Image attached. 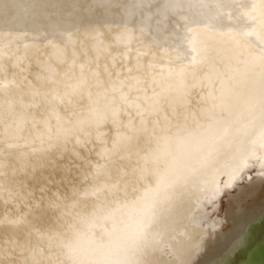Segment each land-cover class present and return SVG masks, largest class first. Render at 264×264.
Here are the masks:
<instances>
[{
    "label": "bare ground",
    "instance_id": "bare-ground-1",
    "mask_svg": "<svg viewBox=\"0 0 264 264\" xmlns=\"http://www.w3.org/2000/svg\"><path fill=\"white\" fill-rule=\"evenodd\" d=\"M185 1L7 0L11 6L16 5L20 8L17 10L19 20L25 15V10L28 7L31 8V4L33 11L29 13L31 14L29 17L34 15L38 17L37 20L31 17L32 22H28L29 29L28 26L24 25L26 28L24 29L31 30V33L26 32L23 48H29L31 39L34 40V36L41 33L32 32L37 21L44 23L45 32L48 30L53 36L57 35L56 41H58L59 46L77 43L79 45L80 41L88 39L90 41L88 42L89 52H93L94 57L103 54L106 59L110 60L108 55L111 59L113 57L109 49L115 43H119L124 50L126 49L125 57L127 55L133 64V62L140 60L141 54H146L144 50L146 39L157 44H165L175 39L174 37L168 38L166 35L163 36L164 38L162 35H153L152 30L155 32L154 27L159 24L171 27L177 17V25L184 26V32L187 36L191 33H197V43L199 40L200 43L206 41L211 47H214L215 55L206 58L205 64H194L196 66L194 68L178 64L174 69H171L172 72L169 71L176 74L175 94H183L196 84L194 81L192 84L189 83L190 75L193 74L194 70H197L198 75L192 76V79L197 78L208 83L207 86H202V89L195 92L194 111L200 109L197 112L206 117L211 113L205 112V108L210 110L209 106L212 105V110L218 117H214L212 123L208 122L206 129L197 135L189 133L185 127L187 139L184 140H189V143L192 142L195 146L198 145L197 147L200 149L196 148V150L198 153L203 150V155L206 154L204 158L202 160L193 159L187 167L188 170L180 171L170 180H166L165 183L161 182L162 178L158 177L156 182L160 187L157 192L154 194L156 186L153 190H149L153 195L148 196V192L147 194L144 193L146 196L144 195L142 200L138 201L137 199L130 207H126L128 202L124 199L130 197L133 191L139 193L140 189L128 187L127 190L125 186L120 187V183L114 185L110 193L101 198V202H115L119 198V203L114 207L115 210H112L111 205L93 207L91 209L94 210L92 220L95 222L89 224L87 219L83 236L77 238L78 234L73 235L75 240L69 243L67 250L61 249L67 255L61 264H150V261L151 264H264V242L257 244L250 231L252 224L257 219L254 212L261 214L264 210V43H262L263 40L253 35L256 32L261 33L264 38V0H187L188 3L181 6V11L178 13L177 10L174 11L171 4L178 6L177 4ZM135 2L137 3L135 9L129 7ZM151 6H155L162 13L151 16ZM146 9L147 11H145ZM198 10L200 13L196 15ZM173 13H177L178 16L173 18L175 15ZM18 19L16 22H19ZM134 24L137 27L136 30H134ZM112 29V36H106ZM160 36L161 38H159ZM247 37L253 39L249 44ZM205 44H201V47ZM171 45L172 42L165 47ZM53 47H48L46 52L52 50ZM206 47L207 45L200 49V55L207 53ZM142 62H145L143 64L150 63L149 59ZM207 65L209 66L207 67ZM31 70L34 72V69ZM6 77L7 75L3 74L0 77V83H6ZM182 81L185 87L181 88L179 83ZM158 84L160 83L158 82ZM228 87L233 92L226 96L224 90ZM198 88H201V84ZM188 92L190 93V91ZM48 93H54L53 100L44 104L41 103V100L37 101L41 95ZM82 93L84 94V91ZM224 94L226 98L223 96ZM158 95H162V93H158ZM220 100L223 102L217 108ZM31 101L33 104L36 102L38 108L42 105L41 109L47 106L45 109L48 111L46 113L42 111L32 113L34 110H26L24 113L15 112V114L22 117L26 116L27 113H32L28 117L31 118V123L38 124L42 129L45 126L46 131L50 133V138L47 141L54 137V148L59 151L62 150V152L66 147V141L63 140V135L66 134L65 130L71 131L77 128L78 131L85 132V125L82 126V124L85 123L93 129L94 121L95 123L99 122H96L95 109L89 102L71 95L64 85L58 86L54 91L46 88L42 94L34 95ZM63 101H70L71 105L66 107L67 110L59 104ZM198 103L200 105L196 106ZM184 112L185 110L181 109L180 114L182 113L185 119ZM129 117L126 118L125 124H130L134 120L132 125L119 126L117 127L119 130H114L113 133L107 134L104 133L105 131L101 133L102 141L100 143L106 142L104 143L106 145L108 144L106 137L112 139L119 135L117 141H113V144L110 142L111 148L102 146L101 152L109 151L112 157H120L124 153L121 150L125 146L124 142L122 143L123 135L121 133H126L127 127H131L132 130L133 125L138 120L132 113ZM97 118H100V114ZM89 119L91 123L88 122ZM199 120L200 118L192 121L193 125L198 124ZM111 124L115 126L113 120L110 126ZM15 125L14 123L10 127L14 128ZM96 128H101V125ZM23 129L24 125L20 130ZM73 133V138H80V134L77 136L75 132ZM146 133L144 139L147 143L144 144L150 145L149 149L152 150L149 156L154 154L153 151L157 152L161 145L170 141L171 138L176 137L181 140L180 132L176 129L169 134L157 132V137L153 141L146 137ZM125 137L133 143V137ZM10 138V141L14 139L16 143L19 142L18 144L23 142V139L26 140L22 133L17 136L16 132L14 135L10 134ZM159 139L165 142L162 143ZM171 147V144L165 146L163 150L165 152L159 157L160 165H166V162L171 161L172 157H174V162L175 160L178 163L181 161L179 156L181 150L178 152L173 150V154L167 156ZM205 150L208 152L205 153ZM207 154L209 155L207 156ZM70 155L74 158L77 157L75 153H70ZM82 156L87 160L85 166L79 172L78 181L65 188L66 191L55 192V185L49 184L40 192L41 195H38V198L33 199V194H30L28 203L26 202L27 205H31L28 208L29 212L25 213V206L23 205L26 203L23 201L21 204L23 207L20 211L14 215L7 214L3 217L4 219H0V260H10L12 261L11 264H37L40 257L39 247L47 248L46 253L49 254L50 247L56 243L54 238L58 237L61 240L66 235L76 232V227L80 221L78 214L81 213L83 197L91 192L93 186L95 187L96 183L100 182L101 177L107 176L106 171L109 170L107 163L91 160L94 154L92 156L82 154ZM58 157L55 158L54 155L49 156L46 153L44 157L42 156L43 161L39 164H45L48 167L54 166ZM148 157L147 154L145 157L143 156L144 159ZM70 162L62 161L64 166L61 165L63 166L61 169L65 168L66 170L62 187L69 185V182L72 181L70 179L71 172L67 171L68 168L72 169ZM9 166L11 168L10 163ZM56 166L59 167L57 164ZM254 166L259 170L256 179L248 173V170ZM112 170V175L121 173L119 172L121 170L119 164L116 165L115 163ZM26 172L8 175L7 171L5 172L3 168H0V190L4 189L5 186L8 187V184L10 185L7 181L19 185L20 177L24 178ZM245 175L249 185L247 192L234 195L231 192L235 188L242 191L243 186H239V183L245 181ZM23 180L25 181V178ZM49 181L48 179L44 185H47ZM126 181L127 179L123 182ZM37 183L39 184V182ZM78 184L82 187L78 188ZM58 185L60 186V184ZM103 191L104 188L100 192L103 194ZM226 191L229 195L224 217L212 218V215L218 212L221 196ZM11 192L16 194L12 189ZM140 194L143 195L142 189ZM97 195L95 197L98 198L96 200L98 203L100 196ZM236 198L239 199L238 203ZM61 201L62 203L58 204ZM109 208L112 213L109 212ZM88 210L85 214L90 216L91 211ZM120 211L125 213L127 218L121 228L117 229L113 217L120 215ZM33 214L34 217H32ZM26 215L32 217V219H28L27 223L25 221ZM224 222L237 225L239 235L235 243L229 245L226 250L220 251L216 247L217 242L218 244L222 242L221 231L225 229ZM220 223H223L224 226L219 225ZM26 224L31 230H27L26 234L23 235L24 231L22 232L20 227ZM70 227L75 229L71 231ZM19 232L22 233L19 234ZM106 232H109L111 236L105 237ZM215 232H219V235H216ZM125 236H127V240L128 237L133 240L138 236L141 237L138 241L145 246L140 257L130 259L121 256L118 249L126 243L124 241ZM148 244H152L153 250L148 251ZM30 245H33L32 251L29 250ZM60 247L58 248L60 249Z\"/></svg>",
    "mask_w": 264,
    "mask_h": 264
},
{
    "label": "rangeland",
    "instance_id": "rangeland-1",
    "mask_svg": "<svg viewBox=\"0 0 264 264\" xmlns=\"http://www.w3.org/2000/svg\"><path fill=\"white\" fill-rule=\"evenodd\" d=\"M139 1L141 0H136V2ZM0 2L4 5L0 6V8H2L0 9V57H2V55H6L8 59L11 58L16 69L11 74H6V83H0V100H2V105L0 103V107L2 108L3 112H5L6 108L10 107L7 105L8 99L17 100V98L21 100L19 103L20 108L17 109L19 113H24L26 110L31 111L34 109L32 106L35 105V108L36 106H38L36 102L33 104V102L31 101V98L34 95L42 94L46 88H49L50 91H54L58 86L64 85L66 90L71 93V95L74 94V97H79L83 100L88 101L92 108H94L95 104V110L101 107L103 108L104 112H106L107 110L111 111V109L118 110L119 114L118 116L113 118V122H115L116 126L120 127H122V125H132L134 120L130 124H125V122L123 123V121H125L126 118L129 117V115L132 113L139 120V122L138 120H136L139 125H145L146 130L142 131L147 132L148 128L152 129L154 128L153 126L157 125V127H159V130H157V132L162 134H169L174 129L180 132V129L178 130V128L180 127V113L178 109H184L186 118L184 119V116L180 114V118L183 119L180 125L184 129L186 127V130H188L189 133L197 135L198 133H201L206 129L209 124L208 122H213V119L215 117L214 114L216 115V117H218V115L214 113L215 111L212 110V105L209 106L210 110L207 109V107L205 108V112L211 113L208 114L211 117L208 115L206 117L204 115H201L200 112H197L200 109H197V111L195 109L194 111L195 92H197L198 89H202V86L208 85V83L205 81H200L197 78L195 80L192 79V76L196 77L198 75L197 70H194L193 74L190 75L191 80L189 81L190 84H192L193 81L196 82V84L192 85V88L189 87L191 89L187 90V92H184L183 94H175L176 89L174 88V86L177 85L176 74L175 72H169L171 69H174L175 66H178V64H184L189 67L191 66L192 68L196 67L194 66V64H205L204 61L206 60V58H210L211 56L215 55L214 47H211L208 43H206V41H201L200 43L199 40L198 43L196 42L197 33H191L189 34V36H187L186 32H184V26L181 27L180 25H177L178 17L176 18V16L178 15L176 14L181 11V6L188 3L187 0L185 2L179 3L180 5L176 3L178 6H176L175 4H171L174 11L177 10V13H173L175 14L173 18L176 19L171 27L159 24L154 27L155 32L152 30L153 35H162V37L166 35L168 38L174 37L175 39L173 38L174 40L165 44H157L146 39L144 46L146 54H141L140 60L136 59L137 61H135V63L133 62V64H131L132 61L127 55L125 57L126 49L124 50L119 43H115V45H112V48L109 49V52L112 53L113 57V59H111V57L108 55L110 60L106 59L105 55L103 54H98L99 56L94 57V53L89 52L90 50L88 48V42L90 41L88 39H83L79 42V45L77 43L72 45L69 44L59 46L58 41H56L57 35L53 36V34L48 30L47 32H45V25H43L44 23L37 21L33 27L35 29L32 32L36 33L37 31L41 33L34 36V40L31 39L29 48H23L26 34L28 32L31 33V30H25L26 28L21 24H27L28 22L31 23L32 18L34 20L38 19L37 15L31 16L32 18L29 17V15H31L29 13H32L31 11H33L31 10L32 4L30 5L31 8L29 9L28 7L25 10V15L22 16L19 20V15L17 12L19 7H17L16 5L11 6L10 2L8 3L7 0H0ZM136 2L129 7L135 9V6L137 4ZM151 8V16H153L154 14L162 13L158 8L156 9L155 6H151ZM130 11L131 10L129 8V12ZM145 11H147V9ZM199 13L200 12L198 10L196 12V15H198ZM16 19H18L19 22H16ZM136 28L137 27L134 24V30H136ZM112 31L113 29L109 33H107L106 36H112ZM159 38H161V36ZM117 39L119 40V38ZM247 40L248 44L253 41V39H249L248 37ZM171 42V46L165 47ZM201 44L207 45V53L200 55V49L205 46L204 45L203 47H201ZM154 45L159 46L155 47ZM51 46H54L53 49H50L48 52H46L47 48ZM240 54L242 56V53ZM114 57H116V59H114ZM145 59H149L150 63L143 64L145 62L142 61H144ZM54 61H59L61 63V68L59 71H61L60 74H62V76L58 75L57 71L55 72L53 70L54 67H56L55 65H52ZM20 64H28V67H22ZM2 65L3 64H0V68ZM208 66L209 65H207V67ZM47 68H49L50 70H47ZM2 69V72H4V70H6V66H2ZM31 69H34V72ZM50 71H53L54 74L52 78L48 74L47 78V76L43 73H48ZM97 71L100 72L98 73ZM94 74H96L95 79ZM2 75L3 74H1L0 77ZM29 76L33 77L32 81L29 80ZM158 82L160 84H158ZM179 84L181 88L185 87L183 81ZM198 84H201V88H198ZM21 86L25 88H22ZM94 87L96 90L95 96H98L100 102H102L101 107L99 106V102V105L97 104V102H95ZM5 89L7 91H10L9 98L6 95L7 93ZM12 89H14L15 96H12ZM82 91H84V94L82 93ZM188 91H190V93ZM224 92L226 96H229L233 91H231V88L228 87V89L226 88ZM158 93H162V95H158ZM225 94L223 95L224 97ZM40 98L41 103L44 104L47 101L53 100L54 93L41 95ZM108 98H112V101H108ZM222 102L223 101L220 100L219 104L216 107L219 108ZM200 103H202V100H200ZM200 103H198L196 106L200 105ZM15 108L16 107H10L11 111H13L12 114L15 113ZM33 112H35V109L34 111H32V113ZM31 114L27 113L25 117H29ZM198 117L200 118V120L198 121L199 123L193 125L192 121L199 119ZM100 119H102L101 114ZM3 121L7 122L5 119H3ZM11 121L14 120H10V124L6 127L11 126L15 123ZM22 123H20L18 127H21ZM161 166L162 165H160V167ZM258 171V168L254 166V168H250L248 170V173L252 176V178L256 179V177L258 176ZM244 177L245 181L243 183H239V186H243L242 191H240L238 188H235V190L231 193L237 195L238 193L245 194L247 192L246 190L249 188L248 179L246 175ZM151 183H153V181ZM135 193L137 194L135 195V201L131 200V197L134 198L132 196V193L130 197H126L124 199L128 202L126 207H130L133 202H136L137 199H139L138 195H140V193L138 194L137 191ZM228 195L229 193L226 191L221 196V203H219L220 207H218V212H215V214L212 215V218H215L216 216L218 218L224 217ZM238 200L239 199L236 198L237 203L239 202ZM74 210L75 209H73V211ZM254 214L256 215L257 219L256 222L252 224V228L250 229V231L253 235L254 241H256L257 244H261L262 242H264V210L261 214H258L257 212H254ZM86 216H88L86 219L89 220V222L86 221V223H92L94 221L92 220L94 218V210L91 211L90 216ZM219 225H222V227L225 225V229H222L221 231L222 242L220 244H218L217 242L216 248L220 251H223L226 250L229 245L235 243L236 238L239 235V228L235 224L226 222H224V225L223 223H220ZM70 229L71 231H73L75 228L70 227ZM215 233L216 235H219V232ZM29 250H33V245L29 246ZM38 251L41 258L39 257V262L37 264H61V261L63 260L61 259L58 261V258H60V256L57 253H55V258L51 259V256L46 253L47 248L39 247ZM66 256L64 258H66ZM49 259H51V261ZM11 262L12 261L7 259L0 260V264H11Z\"/></svg>",
    "mask_w": 264,
    "mask_h": 264
},
{
    "label": "water",
    "instance_id": "water-1",
    "mask_svg": "<svg viewBox=\"0 0 264 264\" xmlns=\"http://www.w3.org/2000/svg\"><path fill=\"white\" fill-rule=\"evenodd\" d=\"M2 5H3V3L0 2V6H2ZM0 9H2V8H0ZM21 25L22 26L26 25V26H28V29L30 28L28 23L27 24L22 23ZM256 33H254L253 35L255 37H257L258 39L263 40L262 43H264V38L262 37V34L261 33L256 34ZM13 63L14 62L11 60V58L8 59V57L6 55H2V57H0V64H3L2 66L5 65L6 70H4V72H2L3 69L1 66L0 75L1 74L9 75L12 72H14L16 69H15V66ZM20 65L22 67H25V68L28 67V64H20ZM52 65L56 66V67H54L53 70L55 72L57 71L58 75L62 76V74H60L61 71H59L61 68V63L59 61H54L52 63ZM47 70H50V69L47 68ZM43 74L46 75L47 78H48V74H49V76L52 78L54 72L50 71L48 73H43ZM95 76H96V74H94V79L96 78ZM29 80L32 81L33 77L29 76ZM21 87L25 88L23 86H21ZM12 91H13L12 96H15L14 89H12ZM6 93H7L6 95L9 98L10 97L9 96L10 91L6 90ZM95 93H96V90L94 87L95 102H97L98 105L100 103L99 106L101 107L102 102H100L98 96H95L96 95ZM0 99H1V94H0ZM108 99H109L108 101H110V100L112 101V98H108ZM38 100H41V98L37 99V101ZM20 101L21 100L18 98H17V100H14V99L9 100L8 99L7 105L10 107H16L14 109V112H17L19 114L17 109L20 108V105H19ZM1 102H2V100H0V103ZM59 104L62 105V107L65 110H67L66 107H69L71 105L70 101L69 102L63 101V103L59 102ZM1 105H2V103H1ZM34 106H32V107L35 110L37 109L35 111L37 113H39V111L40 112L42 111L45 113L48 111V109L47 110L45 109V108H47V106L44 109L40 108V107H42V105L39 108L37 106L35 108ZM10 107L6 108L5 112H3L2 108L0 107V168H3V171H5V172L7 171L8 175L9 174H11V175L21 174L22 172H25V171H27V172H26V176L24 177L25 181L23 180L24 179L23 177H20L21 181L19 182V185L12 183L11 181H7L8 183H10V185L12 183V185L10 186L8 184V187L5 186L4 189L2 188V190H0V219H4L3 217L6 216L7 214L14 215L17 211H20L23 206H25V211H26L25 213L29 212L28 208L31 205H29V204L27 205V203H28V198H29L30 194H33V199L38 198V195H41L40 192L43 189H45L49 184L55 185V187H54L55 192L56 191H64V190L66 191L65 188H68L70 186V184L78 181V178L80 175L79 172H80L81 168H83V166H85L84 164L86 163L87 160L82 156V154L86 155V156H92L94 154V157H92L91 160H93L94 162H96V161L102 162L103 161V162L107 163V165H109V170L106 171L107 176L105 177V175H104L103 177H101L99 180L100 182L96 183V186L95 187L93 186V188L91 189V192L89 194H87L85 197H83V199L81 201V202H83L81 205V214L79 213V215H80L79 217H80L81 222L79 221V224L76 227V232L74 234H71L68 236L66 235V237L61 238V240H60V238L58 239V237H56L57 239L54 238V240H56L55 241L56 243H55V245L50 247L51 250L49 252V256H51L50 258L53 259V258H55L54 252L58 253L60 256V258H58V261L61 259H64V257L66 256V252L64 251V253H63L61 249L63 248V250H67V248L69 247V243L70 242L72 243L75 240L72 236L75 234H78L77 238H81V236H83L84 227L86 225V220H87L86 218L88 217V216H86L85 212L89 208L90 209L88 211H92L91 209H93V207H95L97 205L98 206L104 205L105 207L108 205L109 206L111 205L112 210H115L114 207L117 203H119V198H117L116 200H118V201H115V202H112V201H106V203L101 202V198L105 197V195H107V193H110L111 188L113 189L114 185L120 183V187L125 186V187H127V190L129 189L128 187H134V188L136 187L135 188L136 190L142 189L143 195H141V194L138 195L139 196L138 201H139V200H142V197L145 194H147V192L149 193L148 194V196H149L151 194V192H149V190H151V189L153 190L154 187H156V186L157 187L154 190V194L157 192L158 188L160 187V185H158L156 182L158 177L162 178L161 182L165 183L166 180H170L174 175H176L180 171L184 172V171L188 170L187 167H188V165H190V163L192 162L193 159L196 158L197 160L198 159L202 160L204 158V156L206 155V154L203 155V150L200 152L203 156L200 153H198V151L196 150V148L200 149V147H197L198 145L195 146L192 142L189 143V140L184 141L187 139V136L185 134V129L180 125L182 123V120H183L180 118V114H179L181 110L178 113L179 114V126H180L178 128V130L180 129L179 130L180 131L179 137H181V140L179 138L174 137V138H171L170 141H166V143L164 144L163 142H165V141H162L159 139V141H161L164 144V147L161 149V147L163 145L162 144L161 147L157 150V152L153 151L154 154L149 156L150 152H152V150L149 149V147H151V146L150 145L147 146L144 144L147 142H145V139H144L145 131H142V130H146V127H145V125L141 126V125H139V123L136 122L133 125L132 130L130 129L131 127H129V128L127 127L126 133H129V134L126 135V133H124V134L121 133V135H123L122 143L124 142V144H125V146H123V148H121V150L124 153L122 155H120V157H116V156L112 157L110 155L111 153L109 151L108 152H106V151L101 152V147L106 146V148H111L110 142H112V144H113V141H117V138H119L118 137L119 135L116 136L115 138L113 137L112 139H111V137L110 138L106 137L108 140L107 143L109 144V145L108 144L106 145V144H104L106 142L100 143V141H102L101 140L102 139L101 133L105 131L104 133L108 134L111 132L113 133L114 130H119V128H117L119 126H116L115 122H113V125H115V126H112V124L110 126V123L113 120V118L118 116V114H119L118 110H112L111 109V111L107 110L106 112H104L102 107L97 108L96 111L94 110V115H97V117H98V114H101L102 119L95 117L96 122L97 121H99V122L95 123V121H94V128L93 129L84 123V124H82V126L85 125V132L78 131L77 128L75 130H71V131L65 130L66 134L63 135V137H64L63 140H64V142L66 141L65 142L66 147L63 150L64 152H62V150L59 151V150L54 148V146H55L54 140H53L54 137H52L51 140L47 141V139L50 138L49 137L50 133H48L49 131H46L45 126L42 129V127L39 126L38 124L31 123V121L28 117H25V116L21 117V116L16 115L15 113L13 115L12 114L13 111H11ZM100 110H101V112H100ZM182 116H183V114H182ZM214 116L216 117V115H214ZM36 118L38 119V117H36ZM127 118H130V117H127ZM3 119H5L7 122H4ZM10 120H14V122L16 123V125H15L16 127H14L15 129L10 127V126L6 127L7 125L10 124ZM88 122L91 123V120L89 119ZM124 122L125 121H123V123ZM20 123H22L21 127H18V125ZM23 124H24V129L21 131L20 129L22 128ZM100 125H101V128H96L97 126H100ZM144 127H145V129H144ZM153 127L154 128L151 127L152 129L148 128V131L146 133V137H148L150 139V141H153L154 138L157 137L156 132H157V130H159V127H157V125H155ZM15 132H16L17 136H18V134L21 135V133H22V135L24 136V138L26 140L23 139L22 140L23 142H21L20 144H18L19 142L16 143V141L14 139L10 141V139H11L10 134L14 135ZM73 132H75L77 134V136H79V134H80V138H78V139L73 138L72 137V135L74 134ZM125 136L133 137V143L130 142L128 140L129 138L127 139ZM129 142H130V144H129ZM167 142H170V143H167ZM169 144H171L172 147L170 148V150H168L167 156H170V154L172 155L173 150L174 151L177 150V152L181 150V152H179V154H180L179 156L181 158V161L178 163V161L175 160V162H174V157H172L171 161L166 162V165H162L160 167L161 163H160L159 157H161L163 152H165V151H163L165 146H167ZM141 147H142V149H140ZM194 148H195V150H194ZM165 150L167 151V149H165ZM84 152H85V154H84ZM206 152H208V151L205 150V153ZM46 153H48L49 156L54 155L55 158L57 156H59L57 158V161H56L57 162L56 164L59 165V167H57L56 164L54 166H51V167H48L45 164L40 165L41 164L40 162L43 161L42 156L44 157L46 155ZM70 153H75L77 155V157L74 158L73 156L70 155ZM146 154H147V157L148 156L149 157L144 159L143 156L145 157ZM208 155L209 154H207V156ZM153 156H154V158H157V159L152 158ZM68 159H70V160H68ZM8 160H9V163L11 165V168H9L10 166H9ZM63 160H65L67 163H69V161H71L70 163L72 164V169H70V168L67 169V171L71 172L70 173L71 174L70 179L72 181L69 182V185L67 184L65 187L61 186L64 183L63 177H64V173L66 172L65 168L61 169L64 166V164L62 163ZM82 160H84V161H82ZM88 160H90V159H88ZM76 163H77V165H76ZM115 163H116V165L117 164L120 165L121 170H119V172H121V173L124 172V174L119 173L117 175L116 174L112 175V173H113L112 166H114ZM61 165H63V166H61ZM35 166H36V168H35ZM74 167H75V169H73ZM158 175H160V176H158ZM48 179L50 180L49 183L47 185H44ZM125 179H127V181L123 182ZM152 181H153V183L150 184ZM37 182H39V184ZM58 184H60V186ZM79 184H78V188H81L82 186L81 185L79 186ZM102 188H104V191H103L104 195L100 192V191H102ZM11 189L14 190L16 192V194H13L11 192ZM140 190H139V193H140ZM17 192H18V196H17ZM135 192L136 191L132 192V196L134 197V198L131 197L132 201L136 200L135 195H137V194ZM96 194H98L97 196H100L99 197L100 202L98 201V203L96 201V200H98V198L95 197ZM151 195H153V194H151ZM109 196H110V194H109ZM43 197H45V196H43ZM20 199H22V200H20ZM23 201H24V203H26V202L27 203L25 205L21 206ZM60 203H62V201L59 202L58 204H60ZM18 207H20V208H18ZM109 212L112 213L110 208H109ZM113 212H115V211H113ZM119 214L120 215H116V217H113L114 218L113 221H114L117 229L121 228V226L125 223L126 218H127L125 213H123L122 211H120ZM29 216L26 215V217H25L26 223L28 222V219H32V217H34V214H33V216L31 215L32 217H29ZM28 227L29 226H27V224L22 225V227H20L22 232L24 231L23 235L26 234L25 232H27V230H31ZM126 231L128 232V230H126ZM22 232H19V234ZM106 236L110 237L111 235L109 232H106L105 237ZM9 237H11V236H9ZM126 237L127 236H125V238H124L125 239L124 241H126V243L123 244V246L118 249L121 256H124L126 258H130V259H132L134 257H140V255L143 254L142 250H144V246H145L142 242L138 241V239L141 237L138 236V238H136L134 240L131 239V237H128V240H127ZM143 240H144V238H143ZM129 241H131V242H129ZM80 243H81V239H80ZM137 243L139 244V246ZM58 247H60V249ZM153 248L154 247H152V244H148V249H149L148 251H151V249L153 250ZM80 249H81V245H80ZM69 256H71V255L69 254ZM40 258H41V256H40ZM51 259H49V260L51 261ZM151 263L152 262L150 261V264Z\"/></svg>",
    "mask_w": 264,
    "mask_h": 264
}]
</instances>
